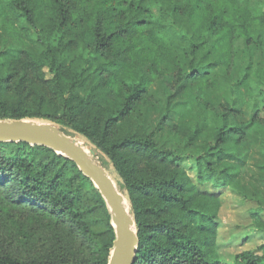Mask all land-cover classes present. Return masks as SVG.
I'll return each mask as SVG.
<instances>
[{"label": "trees", "instance_id": "1", "mask_svg": "<svg viewBox=\"0 0 264 264\" xmlns=\"http://www.w3.org/2000/svg\"><path fill=\"white\" fill-rule=\"evenodd\" d=\"M251 45L258 59L245 64L229 103H215L218 70ZM167 73L181 96L148 132L146 97ZM244 109L246 121L237 118ZM262 110L264 0H98L77 8L0 0V119L51 121L107 158L134 218L132 264H264V242L225 259L218 241L221 189L256 204L248 214L264 241ZM0 193L64 224L85 249L31 252L1 238L0 264H107L114 230L106 204L70 159L0 143ZM91 214L101 217L90 222Z\"/></svg>", "mask_w": 264, "mask_h": 264}, {"label": "rangeland", "instance_id": "2", "mask_svg": "<svg viewBox=\"0 0 264 264\" xmlns=\"http://www.w3.org/2000/svg\"><path fill=\"white\" fill-rule=\"evenodd\" d=\"M64 1L66 6L77 8L83 4H88L90 7L98 0ZM258 57L259 50L255 45H251L246 49L236 50L229 69L220 68L218 70V81L221 90L214 95L215 103H229L231 99V90L233 87L238 85L245 64L250 60L256 61ZM146 61L148 60L146 59ZM172 80V76L168 73L161 75L152 86L151 96L146 97L147 102L143 108V113L146 118V131L148 132L155 128L156 123L163 114V109L165 108L164 106L167 105V101H174L181 96V92L178 87L170 88ZM166 93H168V97L166 96ZM261 114H264V110L261 111ZM250 115L251 113L244 109L243 112L237 116V118L239 120L246 121L250 118ZM32 120L45 122L57 127L56 124L51 121L42 119ZM171 124L172 121L170 122L169 120H166L164 129L155 133V139L158 143L162 141L165 136V131H167L166 129H168ZM69 138L80 141L84 147L94 151L95 154L91 155L89 153V156L94 162L103 167L109 176L115 180L117 188L129 203L126 193L120 188L119 178L112 165L107 161V158L100 153L97 155L96 153L98 150L95 149L94 145L81 134L73 132V135L71 137L69 136ZM251 149L253 150V153L256 151L255 147ZM101 157L104 158V163H102L103 160ZM252 160L253 159H250V161ZM183 165H185L188 169L190 175L193 176L192 169L189 167L190 160L183 162ZM247 165L249 166V164ZM244 175L247 182L251 181L250 171L244 173ZM207 188L212 189L209 185ZM219 191L222 206L218 216L220 222L218 229V241L221 245L220 251L222 255L225 259H229L231 255L243 250L256 249L264 242L263 234L257 230L248 214V210L256 207V204L245 201L229 189H221ZM87 217L88 220L92 222L93 220L100 219L101 215L91 214ZM1 238L11 239L16 244L28 249L31 252L44 251L53 252L55 254L62 252L69 256H79L85 254V249L80 245L79 239L71 233L68 227L64 224L55 222L47 214L36 212L18 204H10L0 193V239Z\"/></svg>", "mask_w": 264, "mask_h": 264}, {"label": "water", "instance_id": "3", "mask_svg": "<svg viewBox=\"0 0 264 264\" xmlns=\"http://www.w3.org/2000/svg\"><path fill=\"white\" fill-rule=\"evenodd\" d=\"M19 141L47 147L70 159L91 180L107 206L114 230L107 264H132L137 246L132 211L125 210L122 194L115 190L101 166L53 125L32 119H0V143ZM89 152L95 154L92 149Z\"/></svg>", "mask_w": 264, "mask_h": 264}, {"label": "bare ground", "instance_id": "4", "mask_svg": "<svg viewBox=\"0 0 264 264\" xmlns=\"http://www.w3.org/2000/svg\"><path fill=\"white\" fill-rule=\"evenodd\" d=\"M71 137V136H70ZM76 139V138H75ZM73 141H74V143H75V145L76 146H78V147H80L85 153H86V155L87 156H89V148H87V147H84L82 144H81V142L80 141H76V140H74V139H72ZM84 144V143H83ZM102 168V170H103V172H104V174L108 177V179L111 181V183H112V185L114 186V188H115V190L117 191V192H119L120 194H121V192L119 191V189L117 188V186H116V182H115V180L114 179H112L110 176H109V174L107 173V171L105 170V169H103V167H101ZM123 196V195H122ZM124 199H123V205H124V207H125V210L126 211H128L129 210V203H128V201H127V199L125 198V197H123Z\"/></svg>", "mask_w": 264, "mask_h": 264}]
</instances>
